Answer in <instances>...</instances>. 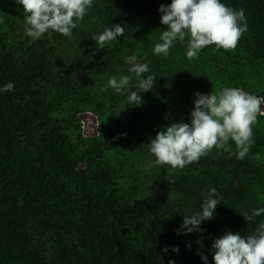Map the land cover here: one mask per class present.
<instances>
[{
  "label": "trees",
  "instance_id": "1",
  "mask_svg": "<svg viewBox=\"0 0 264 264\" xmlns=\"http://www.w3.org/2000/svg\"><path fill=\"white\" fill-rule=\"evenodd\" d=\"M221 2L244 10L247 31L234 50L211 45L188 60L179 42L167 57L153 54L167 28L158 9L171 0H93L70 37L35 41L22 5L0 0V89L14 85L0 91V264H205L201 254L214 264L216 238H243L264 222V213L250 222L239 214L264 207V116L243 159L230 142L231 152L213 149L183 169L145 171L150 140L172 122L190 124L195 93L238 87L264 98V0ZM116 24L123 36L97 49L91 37ZM133 54L156 76L140 106L102 91L130 74L124 58ZM83 111L96 116L97 135H82ZM210 188L221 203L213 219L177 235Z\"/></svg>",
  "mask_w": 264,
  "mask_h": 264
},
{
  "label": "clouds",
  "instance_id": "2",
  "mask_svg": "<svg viewBox=\"0 0 264 264\" xmlns=\"http://www.w3.org/2000/svg\"><path fill=\"white\" fill-rule=\"evenodd\" d=\"M22 5L25 15L24 34L35 41L45 33L56 32L65 37L72 35L92 7L93 0H15ZM158 11L162 13L160 22L167 26L160 34L159 43L153 48V54L167 57L174 43L186 46V57L194 60L205 47L215 45L217 49L234 50L247 31L244 10H234L221 0H171L167 6L161 4ZM3 23V20H0ZM125 27L119 24L105 28L91 39L97 49H104L106 44L123 36ZM136 54L126 56L124 63L130 65L129 75L119 78L112 76L102 91L108 87L117 94L127 93L128 104L140 106L143 103L141 92L151 91L155 84V75L148 74L149 66L138 63ZM135 88L129 91L133 78ZM14 85L9 82L0 91H12ZM194 107L190 113V124L172 122L165 130L157 131L150 140L149 151L154 161L146 166L145 171L154 163L157 166L167 165L173 171L183 169L196 163L213 149L231 152L230 142L234 143L237 159H243L249 153L253 140V126L258 116H264L261 104L264 98L242 90L238 87H226L215 93L194 94ZM100 125V124H99ZM98 125V127H99ZM259 159V154H256ZM171 172L168 173L171 176ZM220 203L219 193L210 188L203 196L200 211L192 215H184L182 224L176 229L177 235L182 233L203 232L199 226L202 221L213 219L215 209ZM264 213V207L253 209L251 213L242 211L239 214L246 222ZM200 244V240L196 241ZM169 246L162 249L167 253ZM214 250V264H264V222L253 234L241 237L239 233L226 231L216 238L211 245ZM175 253L179 249L171 246ZM207 264V256L201 254ZM168 264H174L169 260Z\"/></svg>",
  "mask_w": 264,
  "mask_h": 264
},
{
  "label": "built area",
  "instance_id": "3",
  "mask_svg": "<svg viewBox=\"0 0 264 264\" xmlns=\"http://www.w3.org/2000/svg\"><path fill=\"white\" fill-rule=\"evenodd\" d=\"M261 110L264 111V103L261 104ZM91 115L94 116L96 123L94 127H92L91 129H88V122H92V120L89 119ZM78 120L80 121L81 133L84 137L95 136L99 133L97 118L91 111L80 112L78 114Z\"/></svg>",
  "mask_w": 264,
  "mask_h": 264
},
{
  "label": "rangeland",
  "instance_id": "4",
  "mask_svg": "<svg viewBox=\"0 0 264 264\" xmlns=\"http://www.w3.org/2000/svg\"><path fill=\"white\" fill-rule=\"evenodd\" d=\"M89 119H91L92 122H88V129H91L92 127L95 126L96 120H95L94 116H92V115L89 117Z\"/></svg>",
  "mask_w": 264,
  "mask_h": 264
}]
</instances>
